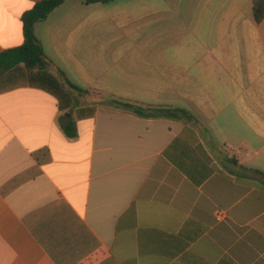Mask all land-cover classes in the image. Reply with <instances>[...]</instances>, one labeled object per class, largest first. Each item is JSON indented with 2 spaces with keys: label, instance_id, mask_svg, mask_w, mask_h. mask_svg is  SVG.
Segmentation results:
<instances>
[{
  "label": "crops",
  "instance_id": "crops-1",
  "mask_svg": "<svg viewBox=\"0 0 264 264\" xmlns=\"http://www.w3.org/2000/svg\"><path fill=\"white\" fill-rule=\"evenodd\" d=\"M41 1L0 0V53L24 44L22 16ZM254 4L67 0L35 25L50 72L89 94L72 91L61 112L29 84L0 91V264H264ZM108 97L198 121L139 117Z\"/></svg>",
  "mask_w": 264,
  "mask_h": 264
},
{
  "label": "trees",
  "instance_id": "trees-1",
  "mask_svg": "<svg viewBox=\"0 0 264 264\" xmlns=\"http://www.w3.org/2000/svg\"><path fill=\"white\" fill-rule=\"evenodd\" d=\"M65 1L67 0H44L36 3L33 8L26 11L22 16L24 44L0 53V91L21 84H29L55 96L59 102L61 112L68 110L72 106V91L78 92L81 96L89 94V91L72 83L64 73H61L62 79H60L50 72V63L40 40L35 34V25L45 22L49 15ZM83 1L87 4H107L113 0ZM254 16L258 23L263 20L264 0H255ZM105 103L119 109L131 111L137 116L144 118L166 117L187 122L198 121L190 111L183 108L144 107L114 97H108ZM94 113L95 107H86L80 108L77 115L79 118H87L93 116ZM59 123L67 138H77V125L70 114H61ZM226 161L238 165V160L233 156L227 158ZM246 170L263 175L258 170Z\"/></svg>",
  "mask_w": 264,
  "mask_h": 264
}]
</instances>
